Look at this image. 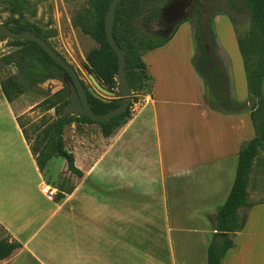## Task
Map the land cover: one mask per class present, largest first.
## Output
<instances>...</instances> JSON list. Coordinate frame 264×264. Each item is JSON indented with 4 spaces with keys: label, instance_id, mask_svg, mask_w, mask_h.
<instances>
[{
    "label": "crops",
    "instance_id": "crops-1",
    "mask_svg": "<svg viewBox=\"0 0 264 264\" xmlns=\"http://www.w3.org/2000/svg\"><path fill=\"white\" fill-rule=\"evenodd\" d=\"M223 20L234 32L246 83L238 89L231 51L224 49L233 91L237 102L246 103L234 27L217 17L213 29ZM176 33L141 57L152 87L131 117L108 138L101 130L96 139L74 137L66 150L82 177L66 168L64 186L45 181L0 88V240L9 237L21 246L0 264H207L241 137L252 127L254 138L255 130L248 111L228 114L211 106L191 65L194 53L175 45ZM250 183L251 174L248 201ZM46 187L55 190L53 198ZM259 207L264 202L239 210L240 227L220 264H264V229L247 231Z\"/></svg>",
    "mask_w": 264,
    "mask_h": 264
},
{
    "label": "trees",
    "instance_id": "trees-1",
    "mask_svg": "<svg viewBox=\"0 0 264 264\" xmlns=\"http://www.w3.org/2000/svg\"><path fill=\"white\" fill-rule=\"evenodd\" d=\"M0 1L9 7L12 14H18V18H9L1 24H4L13 32L34 29L36 35L48 43L47 36L42 33L41 29L24 16L29 0ZM110 1L87 0L86 7L76 13L71 19L73 28L78 29L97 44V48L91 49L86 54L85 60L89 72L109 92L117 88V57L107 42L104 29V16ZM173 1L175 0H124L122 5L116 9L113 37L124 54L126 77L133 93L142 96L150 94L152 78L148 74L147 67L141 57L145 52L165 45L172 38L179 24H181L180 22L176 26L168 28L160 22L162 10ZM191 1L198 4L201 3V0ZM247 1L252 9V22L263 35V58L258 67L249 70L244 51L245 45L239 40L237 35L236 37L244 64L248 95L260 97V86L264 82V0ZM195 16L197 19L201 18L199 13ZM186 21L188 20L186 19L182 22ZM151 23L157 24L158 27L154 30L150 29ZM193 39L195 44L193 68L207 87L208 100L211 106L228 114L246 111L242 108L243 103L237 102L233 97L230 73L226 72L221 61L215 60L207 52L198 27H193ZM6 40L8 39L0 37V42ZM8 41L11 46L18 49L14 55L2 57L1 62L5 65H10L16 58V63L20 69V77L0 78L1 92L8 103L12 104L29 88L49 79L51 77L50 66H54L61 75H66L65 71L56 65L36 43ZM88 103L94 113L104 114L117 108L121 104V98L118 95V99L104 102L88 93ZM41 105L46 106L48 109H56L59 115L50 125L51 135L55 141L53 154L64 159L67 170L81 178L82 174L74 167L73 155L65 149L62 138L63 128L68 124V118H64L62 115L63 107L67 105V87L65 84L64 89L56 94L55 99L48 98ZM262 105L264 106V101ZM130 106L123 115L115 117L108 122L95 123L85 117L80 118L85 123L98 125L103 137L108 138L131 117ZM250 117L255 130V137L243 143L240 147L232 188L223 206L215 216V230L217 233L212 235L207 248V264H220L225 253L232 247V234L240 227L239 210L248 208L251 205L248 201L247 187L250 181V174L252 173L253 162L258 151L264 150V123L257 124L252 113H250ZM20 128L23 131L21 125ZM23 134L25 136L24 131ZM25 139L27 140L26 136ZM30 151L39 171L43 173L50 156L42 150L37 153L36 150L30 148ZM218 233H225L226 235L221 237ZM20 247L19 243L10 241L9 237L0 240V261L10 257Z\"/></svg>",
    "mask_w": 264,
    "mask_h": 264
},
{
    "label": "rangeland",
    "instance_id": "rangeland-1",
    "mask_svg": "<svg viewBox=\"0 0 264 264\" xmlns=\"http://www.w3.org/2000/svg\"><path fill=\"white\" fill-rule=\"evenodd\" d=\"M187 1H189L192 10L185 18V20L187 19L188 21L181 23L173 34L175 35L178 31L177 39L179 40H176L177 42L175 45H179L184 53H187L190 49V51L194 53V58L195 44L193 39V27H198L207 52H209L215 60L222 62L227 73H229V71L231 73L230 63L233 61L237 87L238 89L245 87L246 83L244 85V74L241 60L236 49L234 32L228 25V22L224 20L217 23V27H214V30L212 25L217 17H224L231 22L237 37L245 45L244 51L249 70L258 67L263 58V35L252 22V9L248 1L202 0L201 4L191 0ZM86 4L87 0H29L27 10L24 12V16L47 36V41L50 46L73 67L85 89L90 87L94 88L88 77L91 73L87 68L85 57L91 49L97 48V44L90 37L84 35L78 29L73 28L71 19L76 13L82 11L86 7ZM197 13L201 15L200 19H197L195 16ZM9 18H18V14H12L9 7L0 1V24ZM184 24L185 26H182ZM173 26L171 25V27ZM157 27V24H150V29L154 30ZM190 40L193 42V46H191ZM220 41L222 45L228 48H222L219 45ZM17 49V47L11 46L8 40L0 42V78L20 77V69L16 63V58L10 65H5L1 62L2 57L14 55ZM224 49L227 51L229 49L231 51V53L228 51L231 61H229L228 55L225 53ZM146 53L147 52L142 56ZM193 58L191 65H193ZM49 68L51 77L29 88L23 95L12 102V106L17 114V120L23 128L29 147L36 150L37 153L42 150L45 154L50 156L49 160L46 162L43 176L45 181L56 187L61 184L63 186L66 185V162L53 154L55 141L51 135L50 126L59 115L56 109H48L46 106L41 105V103L48 98L55 99L56 94L64 89L65 76L61 75L54 66H50ZM230 76L231 79H233L232 74ZM233 86L232 83V94L236 100ZM260 92V97L250 95L248 101L243 103L242 106L244 110L252 113L254 121L257 124L264 123V106L262 105L264 101V82L261 83ZM98 93L108 101L118 99L116 89L111 91V96H107L100 91H98ZM141 96L140 94L132 92L130 104L131 112L135 109ZM66 118H68V124L63 128L62 136L65 149L72 144L76 136L86 134L91 138H98L100 133L98 125L85 123L79 116L75 115L67 116ZM85 124L89 126L86 131L82 128ZM251 129L252 127L249 128V133L247 135L244 134L241 137L244 140L242 144L253 138V129L252 131ZM236 134L235 132V135ZM248 191L249 202L251 204L264 202V150L258 151L253 162L251 183ZM263 229L264 208L259 207L251 213L247 231L249 233H262ZM4 236L5 233L0 229V237Z\"/></svg>",
    "mask_w": 264,
    "mask_h": 264
},
{
    "label": "water",
    "instance_id": "water-1",
    "mask_svg": "<svg viewBox=\"0 0 264 264\" xmlns=\"http://www.w3.org/2000/svg\"><path fill=\"white\" fill-rule=\"evenodd\" d=\"M124 0H111L108 6L107 12L104 16V29L106 34L107 42L116 54L117 57V94L121 98V104L104 114H96L92 111L88 103V93L96 99L107 102L98 91L101 93L111 96L112 93L104 89L98 81L94 78L92 74H89V79L93 84L94 88L85 89L80 82L76 71L73 67L61 57L45 40L38 37L35 30H21L19 32H13L7 28L4 24H0V37H4L12 41H29L36 43L48 56L49 58L59 67H61L66 75L64 78V84L67 87V105L63 107L62 115L63 117L75 115L79 117H85L86 119L95 122L103 123L108 122L111 119L123 115L131 104L132 91L129 87L127 77H126V62L124 54L119 46L116 44L113 37V25L115 21V13L117 7L122 5ZM189 1L180 0L175 1L167 5L161 12V15H172L173 23L176 25L185 20V9L188 7ZM96 89V90H95ZM219 236L223 237L225 233H218Z\"/></svg>",
    "mask_w": 264,
    "mask_h": 264
},
{
    "label": "flooded vegetation",
    "instance_id": "flooded-vegetation-1",
    "mask_svg": "<svg viewBox=\"0 0 264 264\" xmlns=\"http://www.w3.org/2000/svg\"><path fill=\"white\" fill-rule=\"evenodd\" d=\"M201 3H202V0H201ZM191 10H192V7H191V5L189 3L188 7L185 9V17L188 16L191 13ZM160 22H161V24H163L165 27H168V28H170L171 25L172 26L175 25L173 23V16L169 15V14H166V15H161L160 14Z\"/></svg>",
    "mask_w": 264,
    "mask_h": 264
},
{
    "label": "built area",
    "instance_id": "built-area-1",
    "mask_svg": "<svg viewBox=\"0 0 264 264\" xmlns=\"http://www.w3.org/2000/svg\"><path fill=\"white\" fill-rule=\"evenodd\" d=\"M45 193H46V195H47L49 198H53V197L55 196V194H56V192H55L54 189H52V188H48V187H46V189H45Z\"/></svg>",
    "mask_w": 264,
    "mask_h": 264
}]
</instances>
